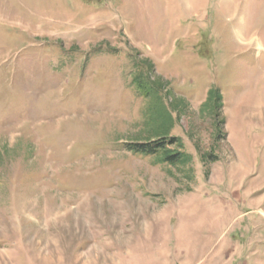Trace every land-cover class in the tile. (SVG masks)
<instances>
[{
  "label": "rangeland",
  "instance_id": "1",
  "mask_svg": "<svg viewBox=\"0 0 264 264\" xmlns=\"http://www.w3.org/2000/svg\"><path fill=\"white\" fill-rule=\"evenodd\" d=\"M0 264H264V0H0Z\"/></svg>",
  "mask_w": 264,
  "mask_h": 264
},
{
  "label": "trees",
  "instance_id": "2",
  "mask_svg": "<svg viewBox=\"0 0 264 264\" xmlns=\"http://www.w3.org/2000/svg\"><path fill=\"white\" fill-rule=\"evenodd\" d=\"M219 99H220L219 96H216L214 98V104L212 108L207 110L209 114H212V115L216 114V111L220 107ZM160 117L162 118V123H163L162 127L164 128L168 125V123L171 120L170 115L168 114L166 110H163L160 114ZM159 122H160V119H159ZM151 137H153V139L152 140L149 139L150 141L148 142L129 143L128 147L130 149H134L135 151L140 152L145 155H152V154L154 155V154L161 153L163 160L169 161L174 166H179L180 164H185L189 161L190 157L186 153L184 152L181 153L179 149H169L165 147V145H168V144L170 146L178 145L177 139L169 138L166 133L153 134L151 135ZM212 156H213L212 154H208L206 158H208L209 160H213L214 156L213 157Z\"/></svg>",
  "mask_w": 264,
  "mask_h": 264
}]
</instances>
